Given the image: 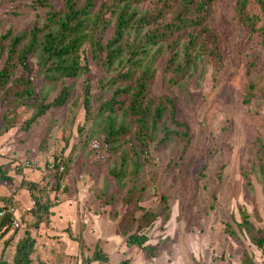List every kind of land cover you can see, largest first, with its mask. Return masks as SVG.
Listing matches in <instances>:
<instances>
[{
	"label": "rangeland",
	"instance_id": "1",
	"mask_svg": "<svg viewBox=\"0 0 264 264\" xmlns=\"http://www.w3.org/2000/svg\"><path fill=\"white\" fill-rule=\"evenodd\" d=\"M54 4L61 8L59 0ZM235 5L236 0H218L213 7L210 26L219 37L220 59L203 56L196 67H187L172 80L160 63L151 88L154 97L177 99L178 118L187 122L191 131L186 152L180 141L167 148L157 147L162 137L158 133L149 147L151 163L144 165L142 173L146 194L141 207L159 214L144 234L149 244L160 242L158 257L167 264H241L239 239L254 264H264L262 252L237 226L240 208H245L255 227L264 228V182L254 170L253 154L256 138L264 142V99L243 103L250 87L248 71L253 73L251 79L264 86V47L260 33L249 32L239 22ZM18 6L0 0V37L8 30L21 34L37 22H46L48 9L34 8L32 0ZM252 11L259 12L255 7ZM111 36L112 30L107 39ZM82 58L87 59L90 72L66 81L73 96L65 108L50 112L29 132L22 129L33 115V109L26 106L15 108L7 133L4 128L8 125L0 120V166L10 178L8 182L0 179V209L9 203L20 224L8 235L15 233V240L5 251L0 243V258L3 255L12 261L16 244L28 234L36 241L34 264H82V258L90 257L92 250L89 236L84 240L85 222L108 218L118 223L110 217L111 206H103L96 192L111 194L116 190L110 173L119 158L112 159L88 143L93 123L86 124L84 108L86 85L91 87L95 105L109 99L112 90L101 93L109 74L92 59L89 45ZM38 61V57L32 61L34 75L39 71ZM5 112L6 108L0 107V117ZM82 127L85 132L80 133ZM56 160L67 165L65 191L61 193L53 189ZM242 169L250 171L254 202L246 198ZM26 183L37 187L29 191ZM36 199L53 206L54 214L41 223L31 213ZM119 210L122 213V207ZM93 233L91 238L96 237ZM79 236L86 245L83 251L76 241ZM133 253L139 255L140 248L134 247Z\"/></svg>",
	"mask_w": 264,
	"mask_h": 264
},
{
	"label": "trees",
	"instance_id": "2",
	"mask_svg": "<svg viewBox=\"0 0 264 264\" xmlns=\"http://www.w3.org/2000/svg\"><path fill=\"white\" fill-rule=\"evenodd\" d=\"M7 1L16 8L20 3L26 4V0ZM54 1L32 0L34 8L48 9L44 24L37 22L21 34L8 30L0 37V107L6 108L0 120L8 125L4 133L11 127V115L16 107L33 109L32 117L22 127L29 132L50 112L67 106L73 89L66 81L90 72L87 59L82 58L84 47L89 45L92 59L109 74L102 83L101 93L107 89L112 93L109 99L95 105L91 87H85L86 124L93 123L88 143L94 149H103L112 159L119 158L118 166L110 173L116 190L112 195L104 191L96 195L103 206H111L110 217L118 221L117 234L125 239L128 247H139L148 259L157 258L160 242L148 244L149 238L144 234L159 219V214L141 207L146 194L142 178L144 165L151 163L149 147L158 133L162 137L157 147L167 148L180 141L186 152L191 144V131L189 124L178 118L177 99L167 95L154 97L151 88L160 63H164V73L172 80V76L181 74L187 67H196L203 56L221 58L219 37L210 26L218 0H59L60 9L55 8ZM147 2L148 7L141 10ZM254 7L259 12L252 11ZM235 9L239 22L249 32L260 33L264 47V0H236ZM111 30L112 36L107 39ZM36 57L39 71L34 75L32 61ZM252 74L248 71L250 87L243 100L245 105L256 97L264 99V86L251 79ZM184 90L189 91L186 86ZM78 131L85 132L83 127ZM253 154L254 165L258 166L254 170H258L264 182L261 138H256ZM52 168L55 170L53 189L64 192L67 165L56 160ZM241 174L246 198L254 202L250 171L242 169ZM0 179L10 181L1 166ZM25 186L29 191L37 187L34 183ZM52 208V204L36 199L31 213L41 223L54 214ZM240 216L241 222L237 223L240 233L264 258V228L255 227L245 208H240ZM14 217L15 210L9 203L0 209V243L3 242L4 251L15 240V233L8 236ZM230 232L238 237L232 229ZM76 241L83 251L86 248L83 237L79 236ZM239 244L241 264H254L240 239ZM35 246L36 241L27 234L16 244L12 261L2 255L0 264H34ZM95 262H109L100 243L95 245L90 257L82 258V264ZM120 264H130V261Z\"/></svg>",
	"mask_w": 264,
	"mask_h": 264
},
{
	"label": "crops",
	"instance_id": "3",
	"mask_svg": "<svg viewBox=\"0 0 264 264\" xmlns=\"http://www.w3.org/2000/svg\"><path fill=\"white\" fill-rule=\"evenodd\" d=\"M60 198V196H59ZM59 202V199L58 201ZM16 216V214H15ZM17 218V216H16ZM19 220V219H18ZM88 226L86 231L84 232V240H87V235L91 239L92 242V250L97 243H100L103 252L109 257V262L105 264H120L125 260H129L130 264H167L161 256L154 259H148L144 255V252L140 249V254L133 253L134 247L130 248L125 242V239L117 234V224L112 223L108 218H98L96 221L93 222H85ZM95 231L96 237L91 238V233ZM149 244V243H148ZM89 245V244H87ZM91 246V245H89ZM93 264H102L95 262Z\"/></svg>",
	"mask_w": 264,
	"mask_h": 264
},
{
	"label": "built area",
	"instance_id": "4",
	"mask_svg": "<svg viewBox=\"0 0 264 264\" xmlns=\"http://www.w3.org/2000/svg\"><path fill=\"white\" fill-rule=\"evenodd\" d=\"M58 198H59V196H58ZM58 201V200H57ZM19 220H18V218H16V216L13 218V221H12V226H13V228H18L19 227Z\"/></svg>",
	"mask_w": 264,
	"mask_h": 264
}]
</instances>
